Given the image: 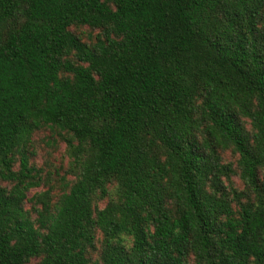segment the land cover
I'll return each instance as SVG.
<instances>
[{
  "label": "trees",
  "instance_id": "obj_1",
  "mask_svg": "<svg viewBox=\"0 0 264 264\" xmlns=\"http://www.w3.org/2000/svg\"><path fill=\"white\" fill-rule=\"evenodd\" d=\"M0 264H264V0H0Z\"/></svg>",
  "mask_w": 264,
  "mask_h": 264
},
{
  "label": "rangeland",
  "instance_id": "obj_2",
  "mask_svg": "<svg viewBox=\"0 0 264 264\" xmlns=\"http://www.w3.org/2000/svg\"><path fill=\"white\" fill-rule=\"evenodd\" d=\"M82 30L87 29L83 27ZM29 148L32 151V161L37 166H40L44 172L50 174L48 177H46V180L48 184L53 187L55 193L59 192L61 190V184L57 178L60 175H64L63 171L60 169L65 151L64 142H62L60 138L55 133H52L49 129H43L34 135ZM225 158L232 159L233 157L231 158L229 153H227ZM57 172H59L60 175H56ZM233 180L235 181L236 185H239L235 178H233ZM38 190H40V188L32 189L29 192V196Z\"/></svg>",
  "mask_w": 264,
  "mask_h": 264
}]
</instances>
